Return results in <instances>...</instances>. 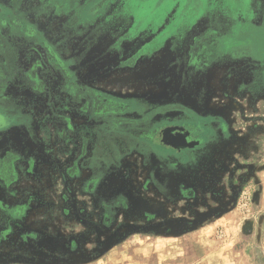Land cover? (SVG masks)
Returning a JSON list of instances; mask_svg holds the SVG:
<instances>
[{
	"label": "rangeland",
	"instance_id": "374dc122",
	"mask_svg": "<svg viewBox=\"0 0 264 264\" xmlns=\"http://www.w3.org/2000/svg\"><path fill=\"white\" fill-rule=\"evenodd\" d=\"M13 33L17 69L37 60L48 88H0V140L21 153L0 205L27 208L0 264H41L38 251L50 264H264V0H0V37ZM168 126L199 144L134 137ZM117 191L132 213L105 227L94 201ZM71 238L75 254L59 246Z\"/></svg>",
	"mask_w": 264,
	"mask_h": 264
},
{
	"label": "flooded vegetation",
	"instance_id": "af4514ba",
	"mask_svg": "<svg viewBox=\"0 0 264 264\" xmlns=\"http://www.w3.org/2000/svg\"><path fill=\"white\" fill-rule=\"evenodd\" d=\"M0 41V48L3 47V58L8 64V72H7V82L8 85H1L0 88H6L7 86H16L17 83H26V86L28 88L36 91L37 86L42 84L41 88L46 90L48 86L46 85L45 80L40 76V73L37 72V69L41 67V63L36 61H33L31 64V68L29 70L24 69L22 71L17 69L18 62L20 63L22 61V49L18 47L14 33L9 37V39H6L4 36H1ZM2 52V51H0ZM28 55V54H27ZM55 58V56H53ZM41 61V60H40ZM58 64L55 65L56 70L59 72V74L56 71H51L52 74L56 77L61 75V69L59 70ZM63 70V69H62ZM20 80V81H19ZM6 83V82H5ZM45 91H41L40 93H44ZM93 110L95 109V100L93 98ZM9 115L11 113H7L4 111V109H0V116L3 119V124L0 126V132L2 129L6 128L9 125ZM68 120V118L66 119ZM169 128L165 129V135H159V130H155L152 128H149L147 132H145L143 135H134L135 138H141V140L152 143L153 145H165L167 142H169L170 145L175 146L179 150H186L189 148L196 147L199 144V140L195 138V135L192 133V130H187L185 127H178V126H168ZM155 132V134H154ZM162 136V137H161ZM161 138V139H160ZM172 146V147H173ZM174 148V151L176 149ZM20 152L17 151L15 148V145H13L12 141H5V139L0 140V184L4 187L5 190L9 191L11 188V185L14 184L15 179L17 178V164L19 163ZM14 177V178H12ZM180 192L183 194H186V190L180 187ZM11 192V195L14 194V191ZM181 193V194H182ZM104 200H95L94 206L96 208H102L101 215L99 217L102 218V224L105 227L112 226L114 224V218L116 215V211L123 210L127 214L132 213V197L129 196L125 191H117L116 193H111L108 196H105L103 198ZM25 207V206H24ZM26 207L21 208V206H13L12 209L5 211L1 205H0V239L2 237V233L5 232V230H9V223L10 221L15 218L23 217L26 213ZM97 211V210H96ZM99 215V214H98ZM97 216V215H96ZM95 216V217H96ZM93 221V220H92ZM95 223V222H94ZM137 229H143V226H138ZM30 234H33V238H35L36 242L39 243L42 241L47 242L48 244H54L55 242L52 236H49L47 234L41 233V232H30ZM28 237V236H27ZM26 237V239H27ZM115 236H113L111 239H113ZM60 248L67 253L75 254L77 250L79 249V243L75 238H71L70 241H63L61 244H59ZM39 254L38 262L41 264H50V262L46 261L44 257L46 255L42 254L41 252H37ZM31 262H35L34 257L30 258ZM59 260H56L55 263H58Z\"/></svg>",
	"mask_w": 264,
	"mask_h": 264
},
{
	"label": "trees",
	"instance_id": "16d2710c",
	"mask_svg": "<svg viewBox=\"0 0 264 264\" xmlns=\"http://www.w3.org/2000/svg\"><path fill=\"white\" fill-rule=\"evenodd\" d=\"M256 88H257V85L255 84L254 86H252L249 90L254 93L256 92Z\"/></svg>",
	"mask_w": 264,
	"mask_h": 264
},
{
	"label": "water",
	"instance_id": "95a60500",
	"mask_svg": "<svg viewBox=\"0 0 264 264\" xmlns=\"http://www.w3.org/2000/svg\"><path fill=\"white\" fill-rule=\"evenodd\" d=\"M3 124V119L2 117L0 116V126Z\"/></svg>",
	"mask_w": 264,
	"mask_h": 264
}]
</instances>
